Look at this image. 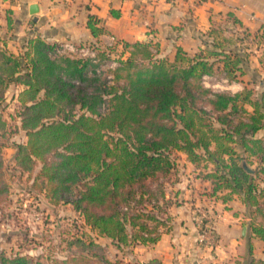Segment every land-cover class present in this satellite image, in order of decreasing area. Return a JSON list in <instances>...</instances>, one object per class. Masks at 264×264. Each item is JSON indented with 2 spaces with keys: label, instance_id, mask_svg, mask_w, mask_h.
Masks as SVG:
<instances>
[{
  "label": "trees",
  "instance_id": "16d2710c",
  "mask_svg": "<svg viewBox=\"0 0 264 264\" xmlns=\"http://www.w3.org/2000/svg\"><path fill=\"white\" fill-rule=\"evenodd\" d=\"M100 22L89 15L94 37L104 33ZM118 42L128 56L107 71L102 61L108 48H97L94 57L54 55V45L39 36L21 56L0 48V104L12 84L24 87L19 101L27 141L17 145L15 166L35 174L34 186L53 204L72 205L122 249L155 244L172 230L177 204L167 185L183 153L196 167L205 164L202 179L214 193L239 195L251 206L252 233L264 241V224L256 221L264 219V136H258L264 86L259 93L244 87L233 94L206 87L203 77L217 69L237 82L241 60L227 50L190 55L178 47L171 61L150 41ZM3 147L0 141V195L8 189ZM250 158L260 163L252 172L244 166ZM69 245L77 252L54 264H113L93 239L77 237ZM0 264L45 263L0 250ZM249 264L264 259L252 257Z\"/></svg>",
  "mask_w": 264,
  "mask_h": 264
},
{
  "label": "rangeland",
  "instance_id": "374dc122",
  "mask_svg": "<svg viewBox=\"0 0 264 264\" xmlns=\"http://www.w3.org/2000/svg\"><path fill=\"white\" fill-rule=\"evenodd\" d=\"M16 18L10 8L0 6V48L21 56L26 51L30 39L37 36L43 37L37 34L34 22L24 23L16 21ZM213 33L216 38L214 42L218 43L215 46L214 43H211V49L227 50L231 59L234 58L235 54H238L241 60V71L237 73L239 76L237 82L241 83L239 85L243 87L255 88L256 92L259 93L264 86V30L258 34H256L257 32L249 33L246 30L237 29L231 24L220 23L214 28ZM46 41L54 45V55H56L57 49H63L62 44H75L79 52L71 53L65 50L61 54L58 53L70 57L93 56L98 54L97 48H101V50L108 48L107 51L111 50V53L108 56L106 55L102 61V67L105 71L116 66L119 58L128 56L124 55L123 42L109 46V41L106 40L96 42ZM141 41L148 42V39L145 38ZM81 49L86 52L85 56H83ZM153 49L159 56L164 54L168 56V53L162 51L159 46L153 45ZM240 72H242V75H240ZM260 83L261 85H259ZM235 84L236 82H227L222 70L217 69L216 73L207 80L206 87L212 88L216 92L233 94L243 89L237 90L233 86ZM23 89L22 85L12 84L6 92L5 100L0 104V118L4 122L3 128H0V141L4 145V178L8 188L6 192L0 195V250L8 256L28 255L34 259H40L45 264H54L55 260L66 259L77 252L76 246H70L69 242L74 238L82 237L85 240L93 239L102 245L107 258L113 264H145L140 260H135L132 254V246L118 249L112 239L100 236L97 231L86 223L84 217L74 210L72 205L53 204L46 197L45 192L34 186L35 174L24 173L15 166L14 157L17 152V145L27 141L26 132L21 127L20 116L22 105L19 101V94ZM261 133L264 136V130ZM248 160L251 170L259 168L260 163L251 158ZM176 163L173 181L167 185L169 195L171 193L173 196L172 201L177 204L171 208L172 229L179 224L180 218H182H179L180 215L183 216L184 213L190 212L197 228L198 237L201 228H213L216 232V239L212 248L201 245L197 237V245L201 249L203 257L191 258L190 255H183L179 260V264H204L205 262L202 261L205 258L207 264H219L216 263L214 258L217 255L215 252L221 238L219 237L218 226L221 221H227L225 218H220V210L226 208L228 210H238L236 213H244L243 224L248 226L246 237L251 241L253 237L252 224L256 223L252 220L251 210L253 209L249 205L245 207L238 195L232 196L227 192L225 193V191L214 193L210 181L202 179L207 172L205 164L198 168L183 153H179ZM260 177L263 178L262 175ZM224 197H227L226 201H229L228 205L231 207L223 205ZM199 208L205 210L208 216L204 224L195 219L198 217ZM180 210L183 211L182 214L178 213ZM229 218L232 220L231 217ZM256 221L264 224V219L260 215L256 218ZM184 222L183 220L182 223ZM252 246L250 242L248 251L246 249L245 253L239 256L244 258V261L237 260V264H249L252 257H254L253 251L252 254L250 253L253 249H256L258 253H264V245ZM187 257L188 260H186Z\"/></svg>",
  "mask_w": 264,
  "mask_h": 264
},
{
  "label": "crops",
  "instance_id": "0c3cea01",
  "mask_svg": "<svg viewBox=\"0 0 264 264\" xmlns=\"http://www.w3.org/2000/svg\"><path fill=\"white\" fill-rule=\"evenodd\" d=\"M34 3L38 4L39 11L31 15L29 7ZM0 6L10 8L17 17L16 21L34 22L37 34L48 41L96 42L115 38L133 43L147 38L152 47L159 46L168 53V56H160L170 57L171 61L175 59L178 47L190 55L211 49L214 28L220 23L251 33L264 28V0H0ZM229 14L238 22L230 21ZM89 15L101 20L104 33L99 37H94L88 28ZM239 84L236 82L233 86L237 90L244 88ZM261 131L258 136H263ZM239 199L246 207L241 196ZM228 202L223 200V205ZM237 211L224 208L219 212L220 218L227 221H221L218 226L221 238L214 256L216 263L237 264V260L244 261L239 256L246 249L248 251L250 242L252 247L264 245V241L253 233L251 241L246 237L245 215ZM179 218V224L169 233L162 234L157 243L132 246L135 260L145 264H179L183 255L202 256L192 213L186 212ZM252 251L254 257L264 259V253H258L256 249ZM206 260L202 262L207 264Z\"/></svg>",
  "mask_w": 264,
  "mask_h": 264
},
{
  "label": "built area",
  "instance_id": "2783aa9c",
  "mask_svg": "<svg viewBox=\"0 0 264 264\" xmlns=\"http://www.w3.org/2000/svg\"><path fill=\"white\" fill-rule=\"evenodd\" d=\"M199 1H210V0H199ZM116 43H117V40L115 38H112L108 42V45L109 46H113ZM62 47H63V49H57L56 50L57 51L56 52V55H59V54L63 53V51H65V50H68L71 53L79 52L78 47H76V45L73 44V43H65V44H62ZM81 52H83L82 53L83 56L86 55V52H84V49H81ZM94 56H95V54L92 57H94ZM211 77H212V75H205L203 77V83L205 84V86H206L207 80L210 79ZM195 219L197 221H199L200 223H203L204 224V221L206 219H208V216H207V213L205 212V210H203L202 208H199L198 209V217H196ZM201 229L202 230H201V232L199 234V237H198L199 243L201 245L205 246V247H209V248L211 247L212 248L214 246V242H215V239H216V232L214 231L213 228H209V229H203V228H201Z\"/></svg>",
  "mask_w": 264,
  "mask_h": 264
},
{
  "label": "water",
  "instance_id": "95a60500",
  "mask_svg": "<svg viewBox=\"0 0 264 264\" xmlns=\"http://www.w3.org/2000/svg\"><path fill=\"white\" fill-rule=\"evenodd\" d=\"M29 11H30V14H31V15L36 14V13L39 11L38 4H37V3L32 4V5L29 7ZM244 166H245V168H246L249 172H252V170H251L246 164H244Z\"/></svg>",
  "mask_w": 264,
  "mask_h": 264
}]
</instances>
